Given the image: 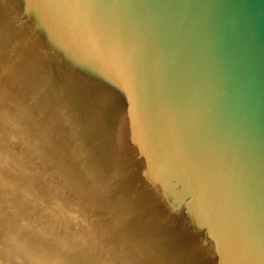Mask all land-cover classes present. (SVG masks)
<instances>
[{
    "label": "water",
    "instance_id": "95a60500",
    "mask_svg": "<svg viewBox=\"0 0 264 264\" xmlns=\"http://www.w3.org/2000/svg\"><path fill=\"white\" fill-rule=\"evenodd\" d=\"M0 264H264V0H0Z\"/></svg>",
    "mask_w": 264,
    "mask_h": 264
}]
</instances>
